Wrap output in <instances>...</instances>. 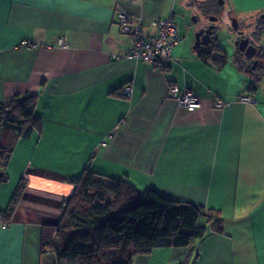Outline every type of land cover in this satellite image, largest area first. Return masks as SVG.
I'll return each instance as SVG.
<instances>
[{
  "label": "crops",
  "instance_id": "obj_1",
  "mask_svg": "<svg viewBox=\"0 0 264 264\" xmlns=\"http://www.w3.org/2000/svg\"><path fill=\"white\" fill-rule=\"evenodd\" d=\"M233 1L244 11L261 8ZM194 3L0 0V104L34 95L40 119L28 138L15 139L0 182L1 212L25 179L0 225V264H58L52 251L40 250L41 228L58 223L72 180L84 169L201 208L200 237L183 247L153 248L131 264H264V97L258 95L264 72L248 92L253 64L217 38L219 56L201 60L190 35L204 20L192 32L177 25L194 13ZM196 8L216 16L209 15L211 6ZM120 12L151 34V21L173 18L181 38L167 68L129 55ZM258 21L254 38L264 46L258 33L264 13ZM170 83L195 94L200 106L179 105L167 95ZM125 85L129 95L121 92ZM242 93L256 103L239 102ZM216 99L228 103L216 108Z\"/></svg>",
  "mask_w": 264,
  "mask_h": 264
},
{
  "label": "trees",
  "instance_id": "obj_2",
  "mask_svg": "<svg viewBox=\"0 0 264 264\" xmlns=\"http://www.w3.org/2000/svg\"><path fill=\"white\" fill-rule=\"evenodd\" d=\"M211 1L201 2L203 12ZM259 48L257 58L262 61L248 71L250 93L264 72V46ZM219 52L213 44L197 55L205 61L211 54L218 57ZM34 107L35 96L28 94L0 104V182L6 179L5 167L15 139L28 138L40 128ZM72 181L74 189L61 205L58 223L41 228L40 250L52 251L58 264H131L136 255L156 247L186 246L204 232L196 225L201 208L194 204L165 198L151 189L137 192L125 180L87 169ZM24 186L25 179H20L0 212L6 222Z\"/></svg>",
  "mask_w": 264,
  "mask_h": 264
},
{
  "label": "built area",
  "instance_id": "obj_3",
  "mask_svg": "<svg viewBox=\"0 0 264 264\" xmlns=\"http://www.w3.org/2000/svg\"><path fill=\"white\" fill-rule=\"evenodd\" d=\"M119 32L125 34L130 40V56L143 60L148 63H155L160 68L165 69L169 65L171 51L180 40L178 28L171 16L151 21L149 25L156 29L155 34L145 33L142 31V22L139 20L132 21L127 14L120 12L117 17ZM58 45H63V40L57 39ZM22 45H27L28 42L21 41ZM121 92L125 95L130 94V87L123 86ZM167 95L177 101L179 105L187 110H193L200 106L199 98L188 90H181L175 84H168ZM237 100L242 103H256V98L252 95L242 93ZM228 102L216 99L213 106L221 108ZM0 225H6L0 215Z\"/></svg>",
  "mask_w": 264,
  "mask_h": 264
},
{
  "label": "rangeland",
  "instance_id": "obj_4",
  "mask_svg": "<svg viewBox=\"0 0 264 264\" xmlns=\"http://www.w3.org/2000/svg\"><path fill=\"white\" fill-rule=\"evenodd\" d=\"M197 3H194V13L185 17V18H177L178 26L190 28V32H192L193 28L199 24L201 21H207L208 15L200 12L199 8L203 0H195ZM251 2L257 4L256 8L253 10H241L238 8L236 3L233 0H223V3H217L218 6L215 7L212 5V13L209 15H216L217 21L215 23L214 34L217 36L216 38L221 43L233 44L234 34L232 32L234 28V21L236 27H240L241 29H245L250 33L257 31L259 26L258 17L264 13V0H250ZM215 4V3H214ZM196 15V16H195ZM194 18V19H193ZM181 21V22H180ZM260 38L261 43H264V28L260 29ZM190 38L193 40L194 32L191 33ZM230 44V45H231ZM233 46V45H232ZM214 54H211V56ZM217 55V54H216ZM258 95L264 97V80L261 83V86L258 90Z\"/></svg>",
  "mask_w": 264,
  "mask_h": 264
},
{
  "label": "water",
  "instance_id": "obj_5",
  "mask_svg": "<svg viewBox=\"0 0 264 264\" xmlns=\"http://www.w3.org/2000/svg\"><path fill=\"white\" fill-rule=\"evenodd\" d=\"M218 2H221L219 0ZM217 20L216 16H209L207 18L208 22H215ZM215 28V26H207L206 28H199L194 33V48H199L201 45H204L211 41V30ZM234 31L237 30L235 21H234ZM241 31H238L237 34L239 35ZM217 37V36H216ZM248 37L236 38L234 39L233 46L240 52L244 53L246 58H251L254 55V46L248 45ZM1 175V173H0Z\"/></svg>",
  "mask_w": 264,
  "mask_h": 264
},
{
  "label": "flooded vegetation",
  "instance_id": "obj_6",
  "mask_svg": "<svg viewBox=\"0 0 264 264\" xmlns=\"http://www.w3.org/2000/svg\"><path fill=\"white\" fill-rule=\"evenodd\" d=\"M212 5H214L215 7L218 6L217 2H216V4L212 3L211 7H212ZM216 21L215 22L203 21L202 24L199 26V28H206L207 26H215ZM239 31H241V33L239 35L237 34L238 30H236L234 32V39L242 38V37L246 36L249 39L248 40V45H253L254 46V55L251 58H249V66H251L252 64H253V67L259 65V63H261L262 60L261 59L259 60V58H257V53H258L260 48H259V45H258V43L256 42V40L254 38V32H253L252 35H249V34H247V35L245 34L244 35V31H242V30H239ZM210 36H211V41L206 43V44H204V45H201L200 46V50L207 51L209 45H213V44L216 43V36L214 34V29L211 30V35ZM234 39H233V41H234ZM241 53L244 55L243 52H241Z\"/></svg>",
  "mask_w": 264,
  "mask_h": 264
}]
</instances>
